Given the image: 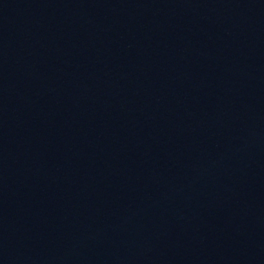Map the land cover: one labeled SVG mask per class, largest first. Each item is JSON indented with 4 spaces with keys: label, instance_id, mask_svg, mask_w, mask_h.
Masks as SVG:
<instances>
[{
    "label": "water",
    "instance_id": "1",
    "mask_svg": "<svg viewBox=\"0 0 264 264\" xmlns=\"http://www.w3.org/2000/svg\"><path fill=\"white\" fill-rule=\"evenodd\" d=\"M171 264H264V0H164Z\"/></svg>",
    "mask_w": 264,
    "mask_h": 264
}]
</instances>
